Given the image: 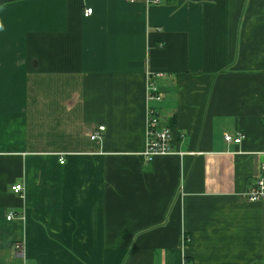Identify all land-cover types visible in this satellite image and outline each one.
<instances>
[{
	"label": "crops",
	"instance_id": "1",
	"mask_svg": "<svg viewBox=\"0 0 264 264\" xmlns=\"http://www.w3.org/2000/svg\"><path fill=\"white\" fill-rule=\"evenodd\" d=\"M149 1L0 0V264H264V0Z\"/></svg>",
	"mask_w": 264,
	"mask_h": 264
},
{
	"label": "built area",
	"instance_id": "2",
	"mask_svg": "<svg viewBox=\"0 0 264 264\" xmlns=\"http://www.w3.org/2000/svg\"><path fill=\"white\" fill-rule=\"evenodd\" d=\"M150 3L158 4L161 0H150ZM93 8L89 7L85 10V16H89L93 13ZM149 94L152 100H161L163 98L158 86L155 82L150 81L149 83ZM160 118L157 112L153 109L150 111L147 120V136H146V149L143 152L144 158L150 162L158 155H164L171 153V134L168 128H161ZM99 131L105 129V126H100ZM99 133L92 135V139L99 138ZM245 137L243 133H238L237 138H232L229 134H226V140L228 142L234 141L235 143H240ZM61 163H64V159H61ZM24 190L22 184H15L12 186V191L17 194H21ZM243 196L252 202H264V162L260 165V173L258 180L253 184ZM14 214L8 215V219H12ZM18 249H22L21 244H17Z\"/></svg>",
	"mask_w": 264,
	"mask_h": 264
},
{
	"label": "clouds",
	"instance_id": "3",
	"mask_svg": "<svg viewBox=\"0 0 264 264\" xmlns=\"http://www.w3.org/2000/svg\"><path fill=\"white\" fill-rule=\"evenodd\" d=\"M3 23L2 22H0V30H3Z\"/></svg>",
	"mask_w": 264,
	"mask_h": 264
}]
</instances>
